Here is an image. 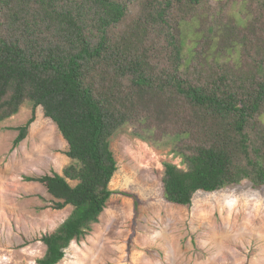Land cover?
Masks as SVG:
<instances>
[{"label":"trees","instance_id":"1","mask_svg":"<svg viewBox=\"0 0 264 264\" xmlns=\"http://www.w3.org/2000/svg\"><path fill=\"white\" fill-rule=\"evenodd\" d=\"M28 103L71 159L32 178L73 207L38 264H59L99 221L126 128L180 159L164 163L170 203L264 188V0H0V123Z\"/></svg>","mask_w":264,"mask_h":264},{"label":"rangeland","instance_id":"2","mask_svg":"<svg viewBox=\"0 0 264 264\" xmlns=\"http://www.w3.org/2000/svg\"><path fill=\"white\" fill-rule=\"evenodd\" d=\"M32 117L16 145L19 127ZM111 148L118 163L113 194L59 264H264V188L246 183L199 192L190 207L170 203L164 163L181 166L171 147H155L126 128ZM67 150L55 124L31 103L0 123V264H38L46 252L42 236L72 212L70 205L57 209L59 200L32 180L63 174Z\"/></svg>","mask_w":264,"mask_h":264}]
</instances>
